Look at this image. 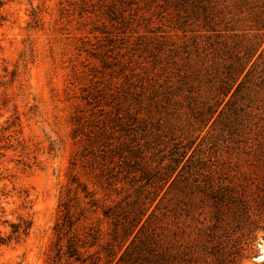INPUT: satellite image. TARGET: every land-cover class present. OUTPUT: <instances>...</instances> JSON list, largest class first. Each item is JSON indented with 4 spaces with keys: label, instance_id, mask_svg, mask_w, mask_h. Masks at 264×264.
Instances as JSON below:
<instances>
[{
    "label": "rangeland",
    "instance_id": "rangeland-1",
    "mask_svg": "<svg viewBox=\"0 0 264 264\" xmlns=\"http://www.w3.org/2000/svg\"><path fill=\"white\" fill-rule=\"evenodd\" d=\"M0 264H264V0H0Z\"/></svg>",
    "mask_w": 264,
    "mask_h": 264
},
{
    "label": "trees",
    "instance_id": "trees-1",
    "mask_svg": "<svg viewBox=\"0 0 264 264\" xmlns=\"http://www.w3.org/2000/svg\"><path fill=\"white\" fill-rule=\"evenodd\" d=\"M72 255H74V253Z\"/></svg>",
    "mask_w": 264,
    "mask_h": 264
}]
</instances>
